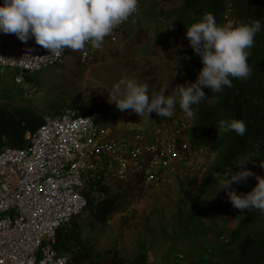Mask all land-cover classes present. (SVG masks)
Returning a JSON list of instances; mask_svg holds the SVG:
<instances>
[{
  "label": "rangeland",
  "instance_id": "rangeland-1",
  "mask_svg": "<svg viewBox=\"0 0 264 264\" xmlns=\"http://www.w3.org/2000/svg\"><path fill=\"white\" fill-rule=\"evenodd\" d=\"M180 2L181 0H140L138 13H133L129 22L114 31L116 40L103 44L87 63L78 61L80 50L67 48L63 61L37 72L28 71L31 79L27 80L23 76L21 83L14 80L18 72L16 68H2L0 103L34 106L41 114H50L54 104L59 109L66 104L80 106L74 107L76 111L97 106V109L104 111L103 121L106 122L109 119L108 106L114 104L109 101V93L113 92V85L120 80L135 79L147 83L152 95L158 93L165 84L169 83L168 92L171 93L176 85L195 80L193 66L196 62L202 63L200 56L194 52L186 54L179 51V46L187 38L180 31H175L173 17L154 15L171 11ZM146 8L150 11L147 15L142 13ZM225 15L229 17L230 12L226 11ZM169 21L170 27L167 26ZM123 87L121 85V89ZM194 113L193 106V116L186 117L177 106L171 116L174 118V127L185 122L186 129L178 132L185 142L190 141L187 130ZM154 114L156 113L153 111L150 116ZM114 115L111 122L121 135L132 134L130 129L132 130L133 126L140 125V130L149 125L147 114L140 117L131 110L116 109ZM215 155V152L208 149L188 150L186 157H181L170 173L161 175L159 181L147 188H137L136 181L107 180L111 193H120V196L117 208L109 220L101 227L95 225L91 231L94 249L101 253L103 263L106 264V253L109 249H116L119 254L131 258L142 248L147 253L146 264H186L185 261L175 259L174 255L166 256V253L170 252L171 246L181 245L186 254L189 252L185 241H189L190 237L175 236L177 214L180 208L187 211L189 199L193 194L190 185L201 177V172L205 177L212 170ZM260 161L264 162L262 159H253L254 165L263 168ZM231 170L235 171L234 168ZM261 176H264V173ZM247 179L256 182L255 175ZM211 186L212 188H208L204 193L205 197L213 206L219 202H223L225 206V203L230 201L227 192L220 190L209 199L218 188L215 178ZM234 186L235 184L232 185ZM92 195L98 198L99 194L94 191ZM84 210L82 221L86 223L90 220L88 207ZM198 210H202V207ZM225 212L227 219L222 220L218 208L208 209L200 222L210 228L207 227L203 235L198 237L197 246H200L202 241L216 247L227 240L228 228L236 226L243 212L240 213L233 207H225Z\"/></svg>",
  "mask_w": 264,
  "mask_h": 264
},
{
  "label": "built area",
  "instance_id": "built-area-1",
  "mask_svg": "<svg viewBox=\"0 0 264 264\" xmlns=\"http://www.w3.org/2000/svg\"><path fill=\"white\" fill-rule=\"evenodd\" d=\"M128 21L106 35L101 46L115 41L114 31ZM100 48L86 44L78 61L89 62ZM66 49L51 54L34 38L22 42L14 33L0 32V66L18 70L16 83L23 81L24 71L63 61ZM103 116L100 109L63 108L44 115L35 131L27 130L25 146L0 150V264H69L56 246L57 230L88 206L91 185L96 188L99 180L110 185L112 179L150 187L191 150L178 135L185 122L174 127V118L154 114L146 128L133 126L132 134L121 135Z\"/></svg>",
  "mask_w": 264,
  "mask_h": 264
},
{
  "label": "trees",
  "instance_id": "trees-1",
  "mask_svg": "<svg viewBox=\"0 0 264 264\" xmlns=\"http://www.w3.org/2000/svg\"><path fill=\"white\" fill-rule=\"evenodd\" d=\"M226 11L230 12L229 17L225 15ZM149 12L147 8L142 11L146 15ZM207 12L212 13L218 23H224L230 18L235 22L259 19L261 30L255 34L250 55L247 57L251 68L248 78L230 77L232 86H224L221 92L214 93L205 88L207 98L213 99V103L209 104L206 99L199 105H194V117L187 130L189 147L196 151L208 149L216 155L212 162V170L205 177L191 183L193 194L189 199L187 211L180 208L177 214L178 225L175 236L190 237L189 241H185L189 252L186 254L182 245L171 246L166 256L174 255L175 259L185 261L186 264H264V211L244 210L236 226L228 228L229 236L223 244L212 247L201 241L200 246L196 245L198 237L203 235L208 227L200 222L208 209L218 208L220 217L226 220L225 207H233L230 201L225 203V206L223 202L213 206L205 197L206 190L212 188L214 176L222 175L223 170L228 167L236 170L237 158L244 155L252 156L245 164L246 167L259 175L264 173V167L258 168L253 163V159L264 160V0H181L171 11L154 15L173 17V28L185 35L186 26ZM179 47V51L186 54L193 52L188 39H185ZM201 67L200 62L194 64L196 75ZM1 69L0 66V71ZM23 76L27 80L31 79L27 71L23 72ZM67 107L73 109L77 106L66 104L59 109L54 104L50 114H57ZM96 109L97 106L86 107L84 112H92ZM116 109L118 108L115 103L108 106L110 121L114 119ZM101 111L104 113L103 110ZM44 115L46 114H41L34 106L0 103V150L6 145L25 146L27 144L24 138L25 132L35 131L43 122ZM233 118H241L245 121L246 130L243 136L238 135L234 130L224 132L220 129L221 119ZM255 183L247 179L235 184L234 188L238 192H247ZM96 184V188L91 185L90 192L86 194L89 222L82 221V216L85 215L83 210L79 216L57 230L56 246L59 251L67 254L69 264H104L101 253L94 249L91 231L95 225L101 227L109 220L117 208L120 193H111L110 185L101 180ZM94 191L98 192V198L92 195ZM201 207L202 210H198ZM106 259V264H146L148 257L142 248L131 258L119 254L116 249H109Z\"/></svg>",
  "mask_w": 264,
  "mask_h": 264
},
{
  "label": "clouds",
  "instance_id": "clouds-1",
  "mask_svg": "<svg viewBox=\"0 0 264 264\" xmlns=\"http://www.w3.org/2000/svg\"><path fill=\"white\" fill-rule=\"evenodd\" d=\"M137 5L138 0H0V32L14 33L22 42L34 38L38 45L57 55L65 48L82 50L86 44L100 48L105 36L128 19ZM260 30L259 19L250 22L228 19L218 23L212 13H204L185 29L193 52L202 61L195 80L176 85L171 93L169 83L165 84L155 95L150 94L147 83L120 80L113 85L109 101L120 111L131 110L140 117L145 114L150 117L153 111L160 117H171L177 106L186 117H192L194 105L206 99L213 103V99L207 98L205 88L221 92L224 86H232L231 78H248L251 68L247 57ZM219 127L224 132L234 130L240 136L246 130L241 118L221 119ZM251 158L238 157L235 171L228 167L222 175L214 176L218 188L209 199L224 190L240 213L246 209L264 211V176L245 166ZM260 166L264 167V162L260 161ZM252 175L256 183L251 190L238 192L232 187Z\"/></svg>",
  "mask_w": 264,
  "mask_h": 264
}]
</instances>
